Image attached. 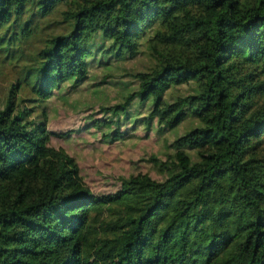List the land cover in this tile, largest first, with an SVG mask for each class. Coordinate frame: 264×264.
<instances>
[{
    "label": "trees",
    "instance_id": "16d2710c",
    "mask_svg": "<svg viewBox=\"0 0 264 264\" xmlns=\"http://www.w3.org/2000/svg\"><path fill=\"white\" fill-rule=\"evenodd\" d=\"M53 14L71 30L32 49ZM0 55L20 76L0 97V264H264V0H0ZM110 85L79 131L196 126L149 158L160 180L95 194L48 106Z\"/></svg>",
    "mask_w": 264,
    "mask_h": 264
},
{
    "label": "rangeland",
    "instance_id": "374dc122",
    "mask_svg": "<svg viewBox=\"0 0 264 264\" xmlns=\"http://www.w3.org/2000/svg\"><path fill=\"white\" fill-rule=\"evenodd\" d=\"M59 20L60 18L56 14L40 20L38 34L28 42V44L31 43L32 49L38 47L45 38L53 34H66L71 30L67 24H55ZM9 63V60L4 63L0 62V97L5 96L10 84L20 77L18 75L19 68H13ZM148 66H150V61L144 55L135 62L113 63L110 68L101 71L93 67L91 72L99 77L106 73H112L118 77L123 73V68L136 70L145 69ZM122 90L123 87L119 85H110L107 90H101L96 94L89 90H81L67 97L59 96L62 98L50 102L48 106V124L52 132L64 133L78 130L71 139L72 142L53 138L52 143L67 147L75 157L86 185L95 194L115 192L118 189V177H126L132 173L142 172L150 175L153 179L160 180L154 167L148 162L149 158L152 155L162 157L168 153V143L196 126L193 122L191 125L187 123L164 136H158L154 131L146 132L144 128H138L135 132H129L121 142L112 143L103 141L101 134L95 133L92 129L91 134L79 131L86 124V121L83 120L84 116L89 114L82 113L86 107H94L92 105H96L100 101H103L101 103L104 105L107 103L113 105L120 101L117 96L121 94ZM96 109L97 107H94L93 111ZM95 112H92L93 115ZM96 118L103 117L98 115ZM82 138L83 140H80ZM141 159L142 161H140Z\"/></svg>",
    "mask_w": 264,
    "mask_h": 264
}]
</instances>
